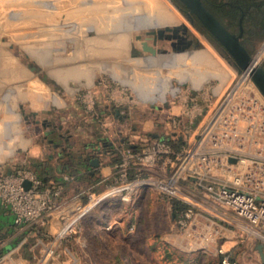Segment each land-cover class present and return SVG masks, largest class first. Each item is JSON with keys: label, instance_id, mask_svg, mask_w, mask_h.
<instances>
[{"label": "rangeland", "instance_id": "374dc122", "mask_svg": "<svg viewBox=\"0 0 264 264\" xmlns=\"http://www.w3.org/2000/svg\"><path fill=\"white\" fill-rule=\"evenodd\" d=\"M215 1L203 0L264 70V7L239 24L236 13ZM180 11L199 46L194 35L186 41L179 21L157 0H0V173L26 169L41 178L58 165L70 170L76 155L112 141L110 184L89 191L86 200L128 187L111 193V233L75 228L90 222L83 216L59 239L47 237L46 248L29 251L36 264H222L224 257L264 264L263 234L179 184L196 204L197 223H204L196 232L177 230L174 207L191 204L154 184L164 154L159 163L144 164L149 141L160 134L180 149L198 123L193 117L189 124V115L202 110L206 117L235 83L240 95L264 103L217 39ZM134 179L143 186L127 184ZM78 211L66 210L72 218Z\"/></svg>", "mask_w": 264, "mask_h": 264}, {"label": "built area", "instance_id": "2783aa9c", "mask_svg": "<svg viewBox=\"0 0 264 264\" xmlns=\"http://www.w3.org/2000/svg\"><path fill=\"white\" fill-rule=\"evenodd\" d=\"M237 85L226 92L206 117L200 118L202 110L189 115V124L193 123V117L198 123L180 149L166 144L159 134L145 147L147 153L142 151L146 166L159 163L164 154L166 158L158 168L159 178L154 184L171 197L191 204L174 207L172 217L177 230L194 232L204 222L197 223L196 204L175 184L199 193L215 207L264 235V103L256 96L240 95ZM166 123L169 134H176L172 130L177 126L176 117H169ZM163 146L164 151L159 152L158 147ZM127 184L143 183L134 179ZM51 187L31 170L0 173V206L9 210L15 223L32 225L48 214L58 196V187H52L53 192ZM211 224L206 222L204 227ZM222 264L235 263L224 257Z\"/></svg>", "mask_w": 264, "mask_h": 264}, {"label": "crops", "instance_id": "0c3cea01", "mask_svg": "<svg viewBox=\"0 0 264 264\" xmlns=\"http://www.w3.org/2000/svg\"><path fill=\"white\" fill-rule=\"evenodd\" d=\"M105 146V149L94 147L91 154L76 155V163L70 170H65L67 167L62 168L58 165L51 174L50 172L45 173L41 177L45 184L56 185L59 195L53 200L48 214L36 223L32 225L15 223L9 210L0 206V264H36V261L29 256V251H33L39 244L42 249L46 248L47 237L52 236L53 239H59L74 222L77 223L83 216L88 215L90 222L84 225H81V222L74 224L75 228L76 226L78 229L82 226L83 228L89 227L90 235L95 236L99 233L113 231L115 221L112 215L111 190L106 194L93 192L94 199L86 200L88 195L91 198L89 191L98 187L101 191L104 185L110 184L114 160L109 155L115 152V145L112 141H106ZM66 174L69 175L68 178ZM138 186L141 188L143 184H138ZM87 193L89 194L86 196ZM71 207L76 211L78 208L84 209L79 210L72 218L66 212ZM133 228L134 225H130V230Z\"/></svg>", "mask_w": 264, "mask_h": 264}, {"label": "water", "instance_id": "95a60500", "mask_svg": "<svg viewBox=\"0 0 264 264\" xmlns=\"http://www.w3.org/2000/svg\"><path fill=\"white\" fill-rule=\"evenodd\" d=\"M174 4L183 11L193 22L191 13L194 14L205 27L224 47L226 55L230 56L232 63L239 72H246L259 93L264 97V70L256 65V58L248 54L246 49L239 43V36L231 34L220 23V21L208 11L201 0H173ZM185 6L189 12H186L181 6ZM223 56V53L220 52Z\"/></svg>", "mask_w": 264, "mask_h": 264}, {"label": "flooded vegetation", "instance_id": "af4514ba", "mask_svg": "<svg viewBox=\"0 0 264 264\" xmlns=\"http://www.w3.org/2000/svg\"><path fill=\"white\" fill-rule=\"evenodd\" d=\"M158 2H159V4H160V6L163 8V9H165L166 11H167V13H168V15H170V16H172V18H175L176 20H178L179 21V28H180V30H182V32H184L185 31V33H184V35H185V39H187L186 41L189 43V35H194L193 33H192V31H191V29H190V27H189V25L184 21V20H182V19H180V18H178L177 17V15H176V11H180L179 10V8L171 1V0H168L169 1V3L172 5V7H174V9H176V11L174 10V9H172L167 3V1H165V0H157ZM201 2H202V4L204 5V7L206 8V9H208V7H206V5L204 4V2H203V0H201ZM235 2L239 5L241 2H242V4L241 5H245L246 6V10H244V9H241L240 10V17H239V24L240 23H242V21L246 18V15H248L249 14V10L251 9H254L255 7H257L255 4H253L255 1L254 0H235ZM243 2H245L244 4H243ZM181 5V7L186 11V12H189L188 11V9L185 7V6H183L182 4H180ZM264 5V4H263ZM150 6H152V5H150ZM158 6V5H157ZM160 8V7H159ZM146 11H148V9H147V7H146ZM209 11V10H208ZM181 12V11H180ZM213 14V13H212ZM214 15V14H213ZM191 16L193 17V21H195V19H197V17L194 15V14H192L191 13ZM215 16V15H214ZM217 18V17H216ZM242 33H243V31H242ZM193 40H194V42H193ZM193 40H192V43L194 44V45H196V47L197 46H199V40H198V38L194 35V37H193ZM221 48H222V50L225 52V54H226V50L224 49V47L221 45ZM228 56V55H227ZM228 57H230V56H228Z\"/></svg>", "mask_w": 264, "mask_h": 264}, {"label": "trees", "instance_id": "16d2710c", "mask_svg": "<svg viewBox=\"0 0 264 264\" xmlns=\"http://www.w3.org/2000/svg\"><path fill=\"white\" fill-rule=\"evenodd\" d=\"M255 2L253 3V4H255L257 7H255L256 9H259V8H261V7H264V0H254ZM245 2H243V4H244ZM214 4L216 5V6H218V7H222V8H224V7H226V8H228L231 12H234V13H236L237 15H238V19H239V17H240V10L241 9H244V10H246L247 8H246V6L245 5H241L242 4V2L238 5L236 2H235V0H220V1H218V2H214ZM208 10L211 12V13H213L209 8H208ZM250 12H251V9L249 10V14H250ZM246 16H248V15H246Z\"/></svg>", "mask_w": 264, "mask_h": 264}, {"label": "bare ground", "instance_id": "6f19581e", "mask_svg": "<svg viewBox=\"0 0 264 264\" xmlns=\"http://www.w3.org/2000/svg\"><path fill=\"white\" fill-rule=\"evenodd\" d=\"M183 33H185V31L183 32ZM185 38V37H184ZM247 74V73H246ZM245 75V74H244Z\"/></svg>", "mask_w": 264, "mask_h": 264}]
</instances>
